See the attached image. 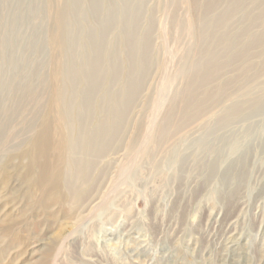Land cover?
Segmentation results:
<instances>
[{
	"label": "rangeland",
	"instance_id": "1",
	"mask_svg": "<svg viewBox=\"0 0 264 264\" xmlns=\"http://www.w3.org/2000/svg\"><path fill=\"white\" fill-rule=\"evenodd\" d=\"M45 1L0 0V264H264V0L234 8L225 32L215 23L233 0H209L206 11H193L189 0H124L138 15V37L150 40L147 73L121 132L103 138L111 147L75 182L77 194L64 189L72 169L54 149L35 164L23 154L32 146L28 126L39 113L32 126L40 131L51 105ZM114 1L120 16L122 2ZM79 4L69 39L84 62L81 34L103 26L108 0L96 20ZM191 20L200 38L188 33ZM118 33L109 30L106 52L118 51L126 65ZM252 37L262 42L251 45ZM240 50L245 55L233 57ZM132 54L140 57L137 48ZM203 69L215 75L189 105L187 85ZM119 88H102L94 103L111 111ZM44 167L51 185L41 184Z\"/></svg>",
	"mask_w": 264,
	"mask_h": 264
},
{
	"label": "bare ground",
	"instance_id": "2",
	"mask_svg": "<svg viewBox=\"0 0 264 264\" xmlns=\"http://www.w3.org/2000/svg\"><path fill=\"white\" fill-rule=\"evenodd\" d=\"M85 1L87 4L86 9L91 13V18L96 20L97 7L102 6L103 0ZM120 1L122 2L121 9H123V14L117 15L115 1L108 0L103 26L97 27V32L92 28H87V30L82 32L80 42L83 44V48L89 52V58L84 62L78 61L74 57L72 50V48H75L73 46L74 43L69 39L70 25L74 22L71 21V18L77 19L80 0L45 1V7L52 9L51 19L53 23L52 35L45 40V43L47 47H54L55 54L54 71L52 77L48 80V83L53 84L50 94L51 105L49 114L41 120L40 131L35 132V127L32 126L37 121L39 113L36 120L28 126L29 129L31 128V135H33L32 144H30L32 148L27 145L23 154L35 164L40 158L47 157L48 153L54 149L57 153L58 161L62 160L66 166L70 165L72 169L73 178L71 176L69 178V175L62 176L65 185L64 189L69 193L77 194L78 189L74 187L75 182L85 181L94 164V160L97 157L104 156L108 148L111 147V138L108 141L103 138L121 132L124 118L135 102L141 89L142 80L147 73L146 63L150 51L149 37L148 35L138 37V15L132 16L128 12L129 8L124 3V0ZM233 1L231 10H227L222 19L215 23V27L219 31L224 30L225 32V26L232 11L243 4L245 0ZM189 3L193 11L194 9L206 11L213 4L209 0L203 4L199 0H189ZM112 27L119 30L115 48L117 49L118 43H121L126 65L125 63L122 65L118 51L106 52L108 46L107 36ZM187 31L192 33V35H198V38H200L199 30L192 20L187 27ZM258 42H262L261 37H252L249 40L251 45ZM234 44L235 40L229 41V45ZM136 48L140 53L138 58L132 54ZM245 53V50H240L233 57L238 58L245 55ZM77 61L79 63L78 68L76 67ZM122 66L127 70L124 82H120L122 81L120 79L123 70ZM135 67L139 69L140 74L138 76H135ZM103 68H106V70L103 71ZM212 72L214 71L203 69L200 76L196 77L195 80L192 79L193 81L190 80L191 82L186 88V100H188L189 105H191L189 99L193 98L199 86H203L204 82L213 79L215 72ZM118 82L121 87L119 88L120 94H117L118 96L114 94L109 97L113 109L111 111L101 110L99 102L96 101L94 103L97 92L102 88L108 89L112 84ZM78 83L83 85L82 89L84 90L80 95L75 94ZM29 88L31 86H27V89ZM32 94H23L22 100L24 98L28 99V96L33 98L34 94ZM91 103L96 104V106L93 104L92 107ZM184 103L186 106L187 102ZM74 110L76 114H72ZM95 110L99 112L98 123L94 128H90L89 122L96 117ZM188 111L187 108L182 107V118L188 119V116H190ZM15 112L16 110H14ZM41 172V184L48 183L47 185H51L55 180L53 173L46 167ZM28 180L31 181V178Z\"/></svg>",
	"mask_w": 264,
	"mask_h": 264
}]
</instances>
